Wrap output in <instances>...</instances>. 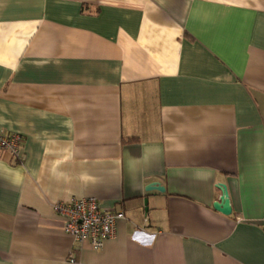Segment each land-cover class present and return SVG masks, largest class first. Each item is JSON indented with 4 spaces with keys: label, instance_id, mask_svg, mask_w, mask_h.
I'll return each instance as SVG.
<instances>
[{
    "label": "crops",
    "instance_id": "1",
    "mask_svg": "<svg viewBox=\"0 0 264 264\" xmlns=\"http://www.w3.org/2000/svg\"><path fill=\"white\" fill-rule=\"evenodd\" d=\"M0 132V264H264V0H0Z\"/></svg>",
    "mask_w": 264,
    "mask_h": 264
},
{
    "label": "built area",
    "instance_id": "2",
    "mask_svg": "<svg viewBox=\"0 0 264 264\" xmlns=\"http://www.w3.org/2000/svg\"><path fill=\"white\" fill-rule=\"evenodd\" d=\"M23 137L19 134L0 132V151H6L20 159ZM53 210L65 219L64 232L77 243H87L95 251L104 248L117 235L118 220L124 218L121 211L104 209L96 198H72L53 205ZM264 229V219H263Z\"/></svg>",
    "mask_w": 264,
    "mask_h": 264
},
{
    "label": "water",
    "instance_id": "3",
    "mask_svg": "<svg viewBox=\"0 0 264 264\" xmlns=\"http://www.w3.org/2000/svg\"><path fill=\"white\" fill-rule=\"evenodd\" d=\"M221 190H222L223 196L219 203L214 204V208L217 211L225 215H230L232 212V208L230 206V199H229V193H228L227 187L222 184ZM147 191L148 192H153V191L165 192V188L162 187L159 183H152L147 187ZM145 203L147 204V200L145 201Z\"/></svg>",
    "mask_w": 264,
    "mask_h": 264
}]
</instances>
